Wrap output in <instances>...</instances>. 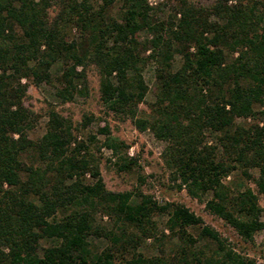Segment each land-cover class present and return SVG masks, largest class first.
<instances>
[{
  "label": "trees",
  "instance_id": "obj_1",
  "mask_svg": "<svg viewBox=\"0 0 264 264\" xmlns=\"http://www.w3.org/2000/svg\"><path fill=\"white\" fill-rule=\"evenodd\" d=\"M114 1L0 0V264H165L137 250L156 234L155 212L167 214L166 227L179 238L167 264H256L186 205L159 203L138 188H107L88 145L57 110L48 111L40 137L28 136L33 111L23 103L21 79L51 82L50 68L60 60L56 94L70 100L86 92L85 67L94 63L104 105L166 140L163 159L178 188L198 199L209 194L205 207L245 240L264 228L257 193L264 194V108L259 121H235L254 114L253 103L264 96V0H216L210 8L177 0L166 19L155 18L147 0H122L114 17L107 13ZM71 23L81 40L67 39ZM224 46H240L238 55L228 61ZM176 51L182 62L173 69ZM150 60L158 90L153 114L144 117L142 69ZM205 127L219 131L218 145L204 142ZM98 129L119 169L137 164L124 140L106 125ZM234 167L246 178L257 169V192L223 182ZM97 211L112 226L96 222ZM91 236L107 244L99 248ZM44 238L52 242L42 245Z\"/></svg>",
  "mask_w": 264,
  "mask_h": 264
},
{
  "label": "rangeland",
  "instance_id": "obj_2",
  "mask_svg": "<svg viewBox=\"0 0 264 264\" xmlns=\"http://www.w3.org/2000/svg\"><path fill=\"white\" fill-rule=\"evenodd\" d=\"M177 0H156L149 3L151 13L155 18L166 19L171 12V6ZM196 6L210 8L216 0H187ZM235 3L236 0H229ZM96 5V4H95ZM122 0H115L108 7V14L119 18L123 10ZM58 9L56 4L51 5L49 14L52 17ZM211 20L222 23L223 20L214 13L209 15ZM79 29L74 24H68L66 27V37L68 40H81ZM138 37L143 39L146 37L144 31L138 32ZM240 46L232 49L224 46L226 59L231 61L238 55ZM148 51H146L147 53ZM182 62V55L175 52L172 59V67L176 69ZM64 63L60 60L55 61L51 68L52 81L34 82L32 79L22 78V82L26 83V90L22 97L26 107L33 111V119L31 126L27 129L29 137L36 139L40 137L46 130L48 120V111L50 109L57 110L60 114L71 120L72 131L77 140L85 142L94 158L98 162L100 172L102 174L105 185L113 190H129L140 189L145 193H149L159 203L165 201H174L186 205L190 210L200 215L206 224L215 228L223 237L235 247V249L246 254L256 260V264H264V228L255 232L253 239H243L237 231L217 214L209 211L205 207V198L198 199L187 193L184 187L178 188L176 182L171 177L170 168L165 164L163 159V151L167 145L166 140L157 137L150 127L139 129L129 117H122L120 114L109 110L100 98L99 92V71L94 63H89L85 67L86 71V92L76 93L75 97L70 100H62L56 94L57 77L63 69ZM80 68V66H78ZM143 78L147 84V91L142 102L139 103V115L151 117L153 107L156 100L158 90V82L155 76L154 63L147 61L142 69ZM83 83L79 86L82 88ZM264 108V96L262 101L253 103L254 114L249 116H238L235 121L242 125H249L252 122L261 120L262 114L260 110ZM106 125L109 132L124 140L127 144L126 151L129 155L137 159V164L130 169H119L117 165L118 154H114L103 143L104 133L99 131V127ZM219 131L210 127L203 130V140L206 143L217 144ZM91 135L95 137L92 138ZM252 177L246 178L238 168H231L222 180L231 190L243 188L245 185L253 188L257 192V186L253 177L257 175L256 168H251ZM86 179L90 177L86 175ZM258 193L259 203L262 206L261 217L264 220V194ZM154 220L156 221V234L146 236L140 240L137 250L145 256L159 257L162 262L167 264V256L172 253L179 242L177 234H173L166 227L167 214L155 212ZM96 222L112 226V221L100 211L95 214ZM191 229V228H189ZM192 230V229H191ZM195 232V231H194ZM97 247L102 248L107 244L103 237H93ZM52 242L49 238L41 239L42 245H48ZM204 240L198 243H203ZM127 259L130 257V253ZM166 258V259H165ZM134 264V263H125Z\"/></svg>",
  "mask_w": 264,
  "mask_h": 264
},
{
  "label": "built area",
  "instance_id": "obj_3",
  "mask_svg": "<svg viewBox=\"0 0 264 264\" xmlns=\"http://www.w3.org/2000/svg\"><path fill=\"white\" fill-rule=\"evenodd\" d=\"M149 3H153V2H156V0H148Z\"/></svg>",
  "mask_w": 264,
  "mask_h": 264
}]
</instances>
